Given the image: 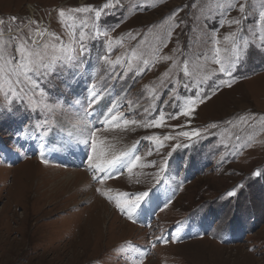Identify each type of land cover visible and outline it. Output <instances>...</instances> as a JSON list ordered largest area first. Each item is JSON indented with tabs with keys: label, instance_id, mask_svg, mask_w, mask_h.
I'll use <instances>...</instances> for the list:
<instances>
[{
	"label": "rangeland",
	"instance_id": "obj_1",
	"mask_svg": "<svg viewBox=\"0 0 264 264\" xmlns=\"http://www.w3.org/2000/svg\"><path fill=\"white\" fill-rule=\"evenodd\" d=\"M105 2L0 0V19L5 28L10 17H17V24L38 20L40 27L67 42L69 30L58 22L57 9L100 7ZM218 3L121 0L99 21V27L120 42L108 59L115 61L132 47L146 50L151 59L161 29L172 24L173 34L160 54L187 58L190 71L199 68V75H207L218 66L211 63V45L201 38L216 30L223 47L224 35L238 27L227 21L241 18L237 9L222 14L216 10ZM262 4L264 0H248L247 18L239 27L242 39L252 46L234 69L232 86L221 85L212 94L228 79L213 75L202 85L210 98L198 103L188 127L175 130H203L216 123L213 135L203 133L192 141L177 137L157 149L146 137L175 135L170 126L185 125L188 118L166 120L168 126L161 128L105 127L109 109L142 121L160 111H178L176 105H183L192 93L184 88L172 92L168 81L174 84L176 74L171 61L153 62L143 72L142 63L139 68L134 64L131 72L108 63L102 59L107 56L104 37L87 42L88 53L78 66L41 80L43 96L29 94L24 103L17 99L9 105L0 93V264H140L139 252L146 253L143 264H264V174L253 175L264 173V47L251 35L261 31L257 18ZM174 13L175 20L183 21L178 28L170 19ZM87 15L81 14L82 19ZM169 72L171 77L165 75ZM93 85L101 98L89 108ZM33 99L40 104L36 110ZM240 116L254 117L251 126L240 123ZM82 119L90 126L87 145L82 142ZM92 130L96 152L91 150ZM50 135L67 142L57 149L58 139ZM178 143L189 146L173 151ZM68 145L72 148L64 149ZM129 150L146 166L138 164L131 173L126 167L113 170L102 183L93 179L101 173L89 169V155L99 163ZM169 151L172 155L161 173ZM41 154L47 163H41ZM233 190L236 194L228 197ZM145 191L149 196L133 214L135 223L115 208L118 198ZM160 236L168 243L152 247ZM177 237L178 242H172Z\"/></svg>",
	"mask_w": 264,
	"mask_h": 264
},
{
	"label": "snow or ice",
	"instance_id": "obj_2",
	"mask_svg": "<svg viewBox=\"0 0 264 264\" xmlns=\"http://www.w3.org/2000/svg\"><path fill=\"white\" fill-rule=\"evenodd\" d=\"M121 5V0H106V2L100 7H93L92 5H86L75 8H59L56 11L58 22L63 25L67 31L68 41L66 42L62 36L56 33L49 32L46 28L40 27V21L30 19L27 22H21L17 24V17H10L8 27L5 28V21L0 19V93L4 94L5 99L8 100V104L12 105L17 99L21 103H24V97L29 94L33 98L37 96H43V90L40 88V81L48 79L54 76L59 69L78 66L81 59L88 53L87 42L96 40L101 37L105 38V45L107 50V56L102 57L108 63L113 66L124 65L125 71H133V67L139 68L140 64H143L141 72L148 70V67L153 62H168L171 61V69L176 74L175 83L173 84L171 79L168 81V85L171 87L172 92L175 94L180 88H184L192 95L186 98L183 105L177 104L178 111L165 112L160 111L158 116H150L142 121L129 120L125 118L124 113L116 111L115 109H109L108 114L105 116V127L121 125L127 127L128 125H137L145 129L148 128H161L168 126L166 120L179 119L180 116L188 118V122L185 125H171L170 127L175 131L183 127L190 125L198 103H203L205 99L210 98L205 88L202 87L207 80L217 73L227 77L220 81V84L212 89V94H215L221 85L231 87L233 71L239 64L242 57L246 54L247 49L252 46V42L249 39H242L241 34L243 29L241 25L242 19H246V10L248 7V0H220V3L216 5V10H219L222 14L226 15L229 11L237 9L241 14V18H234L227 21L229 26L236 25L237 29L230 32L223 37L224 46L222 47L221 40L218 36L213 34L211 36L205 34L201 39L205 44H210L209 51L213 54L211 63L217 65V68L211 69L207 75H199V68L197 71H190V61L184 58L183 61L167 54H160L161 47L167 46V41L173 34V25H167L161 29L160 34L157 36L158 45L151 53V59L148 58L146 50H140L136 47H132L125 56H117L115 61L108 59L113 51V45L120 43L115 38L109 35L107 30H103L99 27V21L101 17L108 14L116 7ZM81 14H88L87 19H82ZM175 13L170 18L174 27L178 28L183 23L182 20H175ZM79 21V25H77ZM71 22V23H69ZM223 26V25H221ZM257 27L260 28L259 32H252L251 35L260 41V47H264V4L258 12ZM77 28L79 31L77 33ZM94 29V31H93ZM133 40L136 37H132ZM174 51H179L178 49ZM203 56H198L197 59H202ZM182 73V75H180ZM166 76L171 77L172 72L166 73ZM94 85L90 89V102L88 107L92 108L101 98L100 94L94 89ZM176 98L175 96L173 97ZM40 106L39 102L33 99L32 110H36ZM145 113H149V109H144ZM250 119L254 117L240 116L239 121L242 124L249 125ZM81 135L85 138L83 143L87 145L89 140L86 138L89 134L90 126L86 120H81ZM251 126V125H249ZM217 124L211 123L207 128L192 129L191 131H175V135L166 134L162 137L159 135H150L146 139L151 142L157 149L165 146L164 142L169 140H175L177 137L186 138L192 141L194 138H203V133L213 135L210 130L216 129ZM91 136V150L97 151V138L96 131L90 132ZM239 140L240 137L236 136ZM186 144H175L172 146L174 151L176 148L188 147ZM135 148V145L133 146ZM101 156L105 154L100 153ZM148 155H151L149 151ZM172 151L167 153V156L163 158V163L160 165L159 171L162 173L165 170V166L168 162V157H171ZM134 157V158H133ZM89 169L94 172H99V177L94 176L93 179H99L102 183L105 178H111L113 170L122 171L127 168L129 173L132 169L137 167L141 161V156L134 155L132 150L121 152L119 155H113L110 159H102L99 163H93L94 157L88 156ZM41 163H47L41 154ZM140 167H145L144 164H139ZM264 173L259 171L254 172V176H259ZM159 179V174L157 176ZM239 187V186H238ZM100 192V189H97ZM105 198L112 200V197L107 196L104 193ZM235 190L227 193L228 197L234 196ZM128 194H121L122 197H127ZM149 196L147 191L140 192L130 198H118L115 202V208L121 213L126 214L128 219L135 223L133 214L141 207V202ZM167 205H165L166 207ZM163 242L168 243L163 236L157 237L152 242V247L156 246V243ZM172 242H178V237ZM137 250H134V252ZM146 255L144 252H139L140 264H143V257Z\"/></svg>",
	"mask_w": 264,
	"mask_h": 264
},
{
	"label": "bare ground",
	"instance_id": "obj_3",
	"mask_svg": "<svg viewBox=\"0 0 264 264\" xmlns=\"http://www.w3.org/2000/svg\"><path fill=\"white\" fill-rule=\"evenodd\" d=\"M96 107H97V106H96ZM50 136L53 137V138L56 139V140L58 139V138H56V136H53V135H50ZM64 140H65V139H63V140H59V139H58V140H57L58 142H56V141H54V140H52V141H54V142L57 144L56 147H57V149H59L60 146H59L58 144H60V145L63 146L64 143L67 142V141L64 142ZM73 142H75V141H73ZM66 148H72V146H71V147H69V145H68V146H65L64 149H66ZM57 151H58V150H57ZM58 153H60V152H58ZM73 159H74V158H73ZM227 258H228V257H227Z\"/></svg>",
	"mask_w": 264,
	"mask_h": 264
}]
</instances>
